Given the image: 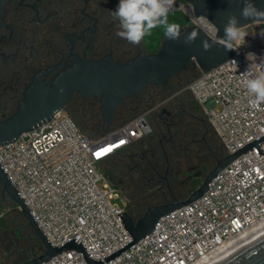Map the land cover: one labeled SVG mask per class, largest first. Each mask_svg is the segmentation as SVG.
<instances>
[{
  "label": "built area",
  "instance_id": "1",
  "mask_svg": "<svg viewBox=\"0 0 264 264\" xmlns=\"http://www.w3.org/2000/svg\"><path fill=\"white\" fill-rule=\"evenodd\" d=\"M113 1L118 5L119 0ZM176 11L188 18L189 25H198L215 38V26L204 16H195L190 4L175 0L170 13ZM255 23L262 29L244 26L249 34L245 44L225 62L201 71L187 86L228 154L264 134V104H251L243 74L249 65L252 73H264L260 57L264 37L259 36L264 22ZM248 52L256 57L247 60ZM230 60L238 62V70ZM151 132L149 111L92 136L59 109L48 122L0 144V163L51 244L76 238L92 258L102 259L131 240L117 216L127 210L116 201L124 194L102 164ZM110 146L115 147L109 154L97 157ZM261 146L264 150V140ZM252 148L220 170L201 197L162 216L153 231L103 264H195L263 221L264 153ZM47 264L88 263L81 251L69 250Z\"/></svg>",
  "mask_w": 264,
  "mask_h": 264
},
{
  "label": "flooded vegetation",
  "instance_id": "2",
  "mask_svg": "<svg viewBox=\"0 0 264 264\" xmlns=\"http://www.w3.org/2000/svg\"><path fill=\"white\" fill-rule=\"evenodd\" d=\"M116 8L113 0H6L0 23V121L12 117L26 102L34 110L31 113H42L41 108L47 105L46 97L55 80L79 58L98 60L111 56L114 60L127 61L140 52L148 53L143 41L133 45L116 35L119 22L110 12ZM182 77H174L177 80L173 84L170 83L172 78L166 85H151L143 94L128 97L116 109V118H123L144 106L149 107L152 132L138 142L140 146L136 150H130L131 156L137 157L130 172L138 170V181L145 182L146 195L161 199L152 205L172 201V195L179 197L189 186L196 189L207 175L199 165L190 166L186 176L202 170L201 176L181 184L184 179L178 180V177L182 170L170 162L165 148L164 141L167 143L173 138L171 127L176 114L172 103L170 108L163 104L169 98L178 99L175 89L181 86ZM158 97L164 98L159 104L156 103ZM100 100L101 95L85 97L75 91L59 109L66 110L75 119L87 118L93 124L102 125ZM196 118L201 125L199 129L207 130L204 118L201 115ZM153 146L161 148L165 161L163 169L151 159L156 155L152 152ZM226 155L227 150L223 148L217 157ZM192 167H196L194 171H190ZM112 179L124 194L125 180Z\"/></svg>",
  "mask_w": 264,
  "mask_h": 264
},
{
  "label": "water",
  "instance_id": "3",
  "mask_svg": "<svg viewBox=\"0 0 264 264\" xmlns=\"http://www.w3.org/2000/svg\"><path fill=\"white\" fill-rule=\"evenodd\" d=\"M6 0H0V23L3 14V5ZM190 4L195 16H204L216 28V35L223 37V28L227 22L229 14L240 16L243 7L242 0H183ZM258 8L264 9V0H253ZM255 22H264V19L244 20L241 18L239 26H248ZM182 36L180 42L162 40L156 52H140L127 61L114 60L111 56H106L98 60H85L82 58L69 67L65 73L55 80L54 87L49 89L51 93L46 97V106L42 107V113L34 114L30 103H23L21 108L12 117L0 121V144L8 143L17 139L24 131L30 130L42 122H48L55 110L61 108L71 95L78 91L85 97L91 94L101 95L100 109L102 115V129L105 133L110 131L116 118V109L125 103L128 97H137L143 94L151 85H166L169 80L188 68L191 63L201 71L209 70L228 60L233 51L225 50L223 47H215L209 52L202 50V41L211 37L202 27L198 25H188L181 27ZM219 29V31H218ZM196 30L200 35L192 45H185L183 38L191 31ZM59 89L60 91L59 93ZM86 133L90 131L84 130ZM264 134L259 138L249 142L232 154L216 158V165L206 175L204 182L192 190L185 199L172 195L173 200L159 205L149 206L145 213L137 220L128 210L117 214L124 225L131 240L109 253L102 259L92 258L82 242L76 238H71L58 246H54L45 236L43 229L37 222L23 197L8 177V174L0 163V182L3 191L13 200L20 210L28 226L32 228L34 234L43 245L44 252L26 260L20 264H47L55 255L69 250L81 251L88 264H103L113 259L121 252L137 243L155 229L158 220L182 206L198 199L210 188V181L217 173L231 163L238 155L245 152L252 146H256L261 155L264 150L261 142ZM167 158V155H166ZM169 167V166H168ZM196 167L190 168L194 171ZM202 170L192 172L187 175L181 184L188 183L193 177L201 176ZM167 179V175L165 176ZM170 188V184L168 185ZM171 190V189H170ZM215 264H264V234L255 237L239 250L218 261Z\"/></svg>",
  "mask_w": 264,
  "mask_h": 264
},
{
  "label": "rangeland",
  "instance_id": "4",
  "mask_svg": "<svg viewBox=\"0 0 264 264\" xmlns=\"http://www.w3.org/2000/svg\"><path fill=\"white\" fill-rule=\"evenodd\" d=\"M249 29L253 31L261 30V25L258 23H253L249 25ZM144 44V43H143ZM193 65V64H192ZM194 66V65H193ZM195 68L196 70H193ZM189 69L185 75H183V80L181 86L175 89L178 93V99H170L169 101L163 104V107L170 108V103H172L173 112L176 114L173 117V121L175 122L171 127L172 135L178 137H189V135H193L198 132L197 138H195L198 143V147L194 148L195 161L194 165H199L200 168L204 171L205 174H208L216 165L215 156H217L216 147L214 143L211 141L212 136H215L216 142L218 145L224 146L219 137L215 134L214 129L211 124L207 120L205 111L202 106L195 102L191 93L187 90L188 84L195 79V77L199 74V68L194 66ZM181 77V75H179ZM177 78H173L170 83H175ZM164 98L158 97L157 102L159 104ZM149 109L148 106H144L142 109H138L133 111L130 115L123 118H115L113 125L110 127V130L119 126L123 121L132 115L147 112ZM193 115H201L204 118L207 130H204V127L201 126L200 123H197L196 116ZM78 120L82 129L86 131H90V135L92 136H101L106 134L102 125L99 123L93 124L90 119L85 118H76ZM153 121V119H151ZM154 124V121H153ZM155 125V124H154ZM165 145L166 142L164 141ZM140 146V143H135V145L131 146L130 149H126L125 152L120 155L119 153L110 157L106 162L102 164V167L106 172L110 175V177L114 178H124V172H128L130 167L133 165V162H137L136 156H131L130 150H136L137 147ZM225 148V146H224ZM203 150L202 157H197L199 151ZM118 155V156H117ZM116 156V157H115ZM184 158L182 160L181 173L178 177V180H182L186 176V172L190 166L188 156L186 152H184ZM115 157V158H114ZM190 157V156H189ZM174 171V170H173ZM113 180V179H112ZM193 186H189L187 190L180 193L178 196L180 199H185L193 190ZM127 198V197H126ZM124 195H121L116 201L122 206L127 208V200ZM0 264H15V261L18 259V255L20 251L10 247L9 249L4 246L3 239H10L17 241L18 239H24L26 234L24 225L22 221H24L20 210L16 207L13 200L9 197L7 193L2 192V186L0 185ZM19 218H23L22 221ZM27 222V221H26ZM18 242V241H17ZM18 250V251H17Z\"/></svg>",
  "mask_w": 264,
  "mask_h": 264
},
{
  "label": "clouds",
  "instance_id": "5",
  "mask_svg": "<svg viewBox=\"0 0 264 264\" xmlns=\"http://www.w3.org/2000/svg\"><path fill=\"white\" fill-rule=\"evenodd\" d=\"M233 2L235 0H230V3ZM242 2L243 7L239 17L234 13L229 14L223 28V37L217 36L212 41L206 38L201 42L204 52H209L217 46L223 47L226 51H237L238 46L245 44V38L249 34L243 30V26H239L241 18L250 21L264 19V9L258 8L253 0H242ZM174 6L175 0H119L116 10L110 11L112 18L119 22L116 35L133 45H140L153 29L162 27L165 40L180 42L182 36L180 25L170 23L168 20V15L174 10ZM199 35L196 30H193L184 36L183 43L190 46L196 42ZM259 36L264 37V32H261ZM250 56L256 57V54L246 53L247 60ZM230 61L238 70V62ZM243 74L247 77L245 81L247 91L253 97L251 104L253 106L264 104V73L259 75L252 73L249 65Z\"/></svg>",
  "mask_w": 264,
  "mask_h": 264
},
{
  "label": "trees",
  "instance_id": "6",
  "mask_svg": "<svg viewBox=\"0 0 264 264\" xmlns=\"http://www.w3.org/2000/svg\"><path fill=\"white\" fill-rule=\"evenodd\" d=\"M168 20L170 23L174 22V23L179 24L180 27L188 26L190 24V21L188 20V18H186V16L181 11L169 13ZM163 32H164L163 28L159 27V28L153 29L150 35L145 36L143 43H144V46H145L147 51L156 52L159 49L161 42L164 39ZM193 67L194 66L190 63L188 65V68L186 70L182 71L180 73V75L181 76L185 75V73ZM193 70H196V69L193 68ZM200 73H201V70L199 69V74ZM199 74L196 77H198ZM156 95L157 96L159 95L158 92H156ZM136 115H138V114L132 115L131 117L127 118L120 125L124 124L125 122H127L131 118L135 117ZM197 135H198V132L195 133L194 137H192L193 135L191 134L187 138L182 137V136L176 137L173 135V138L169 142L166 143L165 148H166L169 160L172 164H174V165L177 164V166L179 168H181L182 160L184 158V156H183L184 152H186L190 156V157L188 156L189 164L192 165L194 163L195 158H196L195 155H193L194 148L198 147V143H197V141H195L196 140L195 138H197ZM212 137L213 138H211V141L214 143V146L216 147L217 154H219L223 150L224 146L218 145L216 142L215 136H212ZM139 141H137L135 143H138ZM135 143L132 144L131 146L135 145ZM131 146H129V147H131ZM128 148H126V149H128ZM126 149H124L123 151H125ZM199 150H201V149H199ZM153 151L156 153V155L154 158L151 157L152 161L157 162V165L163 169L165 166V161L163 158L161 148L159 146L158 147L153 146L152 152ZM122 152H120V153H122ZM149 152H150V150H149ZM197 153H198L197 157H202L203 150H201ZM103 170L110 177V175L108 174V172L105 171L104 168H103ZM131 171L132 172H130V169H129L128 172L127 171L124 172V178L123 179L125 180L127 187H124L123 190H124L125 197H127L126 198L127 202H128L127 210L134 217V219L137 220L138 218H140L145 213L146 209L150 205H152L156 202H160L161 199L152 198V197H149L148 195H146V191H147L146 189L147 188L145 187V182L142 180L138 181V179L140 177L139 173H137L138 170H131ZM110 179L112 180L111 177H110ZM0 210H1V205H0ZM22 217H23V215H22ZM19 219L22 221L21 218H19ZM23 220L24 221H22V223L24 225V228H25V231L27 234L24 239L20 238L17 240L18 242L14 241V240H10V239H3V244L8 249L10 247H12V248L15 247V249H18L19 251H20V249L22 250V251H20V254L18 255V259L15 261V264H20L26 260L31 259L32 257L44 252V248H43V245L41 244L40 240L34 234V231L32 230V228L30 226H28L26 220L25 219H23Z\"/></svg>",
  "mask_w": 264,
  "mask_h": 264
},
{
  "label": "bare ground",
  "instance_id": "7",
  "mask_svg": "<svg viewBox=\"0 0 264 264\" xmlns=\"http://www.w3.org/2000/svg\"><path fill=\"white\" fill-rule=\"evenodd\" d=\"M110 151L108 152V154ZM264 234V220L254 227L246 230L239 236H236L229 241L225 242L222 246H220L217 250H215L210 255L197 260L195 264H215L218 261L224 259L230 254L242 248L248 242H250L255 237Z\"/></svg>",
  "mask_w": 264,
  "mask_h": 264
},
{
  "label": "snow or ice",
  "instance_id": "8",
  "mask_svg": "<svg viewBox=\"0 0 264 264\" xmlns=\"http://www.w3.org/2000/svg\"><path fill=\"white\" fill-rule=\"evenodd\" d=\"M121 143H123V141H121ZM111 147H115V146H110L109 148L102 149L101 152L96 153L97 157L101 156L102 154H106L107 152H109L111 150Z\"/></svg>",
  "mask_w": 264,
  "mask_h": 264
}]
</instances>
